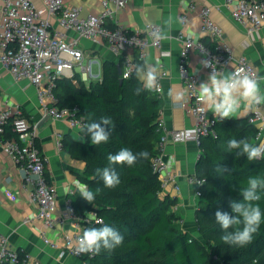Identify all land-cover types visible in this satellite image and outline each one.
Instances as JSON below:
<instances>
[{
	"label": "built area",
	"instance_id": "1",
	"mask_svg": "<svg viewBox=\"0 0 264 264\" xmlns=\"http://www.w3.org/2000/svg\"><path fill=\"white\" fill-rule=\"evenodd\" d=\"M128 0H102V10L95 14L83 16L82 6L71 5L66 0H43L42 7L36 0H3L0 18V65L9 71L18 81L25 80L34 85L38 101L43 113L53 120H64L71 128L81 132L87 124L85 117L80 115L77 105H60L57 95V81L70 78L77 82L76 76L89 84L93 79L100 78L103 63L95 57L87 55L80 47V39H88L96 45L106 46L113 54L122 57L121 76L125 73L130 77L135 66L147 57V49H161L163 41L153 43L151 32L160 27L158 23H147L145 28L127 29L114 24L118 11L126 6ZM231 7L232 16L238 22L248 27L249 31H258L264 25V0H225ZM196 5L191 4L190 9ZM201 20V37L187 34L181 30L177 39L181 42L179 72L184 82V102L182 106L194 119L191 128H168L161 117L157 132L160 138L156 144V153L151 158L153 170L158 174L161 187L180 189L178 175L166 159V148L171 143H181L190 140L200 142L203 136H216L217 117L200 109L206 105L197 99V89L200 77L189 68L188 58L193 50H198L204 59L213 60V65L222 73L232 66V71L244 69L249 73L259 71L247 57H236L234 47L224 38L223 28L212 18L211 7L204 5L199 12ZM56 19L62 28L53 25ZM183 23L188 20V14L182 15ZM66 30V31H65ZM73 31L77 36H69L67 31ZM204 37L211 38V44ZM161 56L168 51L161 50ZM97 65V71L94 66ZM78 67V70H75ZM211 73V68H206ZM167 71H158L159 88L153 92L163 95L162 79ZM23 110L19 104L9 102L0 86V145L13 161L23 171V186L30 193L31 201L37 206L35 218L41 220L45 229L65 225L73 220L76 225L85 219L82 211H78L71 196L66 198L64 209L59 208L58 192L49 176L47 157L36 141V125L22 116ZM248 121L258 127V144L264 143V114L256 110L248 117ZM11 127L14 136L6 134V128ZM57 144L64 148L63 135L57 134ZM188 181L196 187L198 197L202 195L201 186L205 178L197 173L190 174ZM177 207L173 208L177 211ZM97 219H104L97 216ZM30 219H26L28 221ZM181 221V219H180ZM46 230L41 234L46 243L53 248H59L56 241L49 239ZM83 231L69 232L64 237L61 255L72 254L80 258L83 264L96 254H75L77 242ZM43 264L31 254L21 252L10 244L7 235H0V264Z\"/></svg>",
	"mask_w": 264,
	"mask_h": 264
},
{
	"label": "trees",
	"instance_id": "2",
	"mask_svg": "<svg viewBox=\"0 0 264 264\" xmlns=\"http://www.w3.org/2000/svg\"><path fill=\"white\" fill-rule=\"evenodd\" d=\"M122 60L120 57L119 64ZM102 76V80H92L89 84L78 76L77 82L64 77L57 81L56 89L60 105L79 106L86 123L99 121L102 117L112 121L113 131L107 143L94 146L87 136L83 141L68 135L63 137L66 150L86 155L87 166L81 180L93 191L101 189L94 201L103 223L124 237L121 245L112 251L102 250L88 260V264H211L212 257L225 264H247L262 250L264 224L249 245L230 246L221 239L224 231L216 223L215 213L220 210L231 214L230 201H243L239 186H244L249 176L264 174V160L249 161L246 156L236 158L224 147L231 138L258 144V127L251 124L248 117H231L223 121L217 118V135L201 137L196 173L205 178V183L200 187L202 195L195 213L199 237L182 227L180 215L172 208L175 199L162 195L161 181L151 165L160 138L156 130L163 97L153 91L135 94V89L142 87L135 71L121 80L119 65L111 59H105ZM22 116L26 117L24 111ZM6 134L15 135L11 127L6 128ZM121 148H128L133 153L146 151L149 157L138 160L131 167L115 166L120 183L114 188H105L95 170L108 166L107 156ZM216 164L232 171L217 173ZM74 203L81 211L75 200ZM259 203L264 210V197Z\"/></svg>",
	"mask_w": 264,
	"mask_h": 264
},
{
	"label": "crops",
	"instance_id": "3",
	"mask_svg": "<svg viewBox=\"0 0 264 264\" xmlns=\"http://www.w3.org/2000/svg\"><path fill=\"white\" fill-rule=\"evenodd\" d=\"M2 1L0 0V18ZM66 1L71 5L82 6L83 16L102 10V0ZM36 4L42 7L43 0H36ZM187 4L188 6L184 7L181 0H128L126 6L118 11L115 22V25L123 28L143 29L147 23H158L163 26L169 16L182 19L184 13L188 14L186 23L173 24L172 39L163 41L161 49L156 47L147 49L146 59L149 63L157 64L159 71L165 69L168 73L162 79L164 103L161 108V117L166 126L171 129H188L194 125L192 115L185 106H182L184 98L177 104L169 96V92L171 91L173 95L182 92L185 96L184 82L179 72L181 42L176 37L181 30L189 35L201 37L199 12L204 5L211 7L212 18L223 28L224 38L234 47L235 56L247 57L256 66L259 75L264 76V25L258 31L250 32L247 26L233 18L231 7L225 4V0H187ZM191 4H195L196 8L190 9ZM53 25L62 28L56 19H53ZM67 34L72 37L77 36L70 30ZM204 38L211 40L209 37ZM79 45L87 55L97 58L103 64L105 59H111L118 65L120 63V57L113 54L106 46L96 45L84 38L80 39ZM161 50L168 51V54L161 56ZM203 59V53L198 50H193L188 58L189 68L198 74L200 83L207 81L210 75L201 64ZM226 71L231 72L232 66L227 67L224 72ZM0 86L6 100L19 104L29 122L36 125V141L47 157L48 173L58 192L59 208L64 209L66 198L71 196L85 217L77 223L78 225L71 220L65 225L49 227L46 230L44 223L35 218L37 206L31 201L29 191L23 186V171L0 145V235H7L13 247L31 254L43 264H83L80 258L72 254L61 255V249L67 233L76 230L84 231L95 225L86 221L85 213L99 215L95 208V201L93 204L88 203L79 196L75 188L77 180L85 183L81 180V175L86 169L87 158L85 154L69 152L57 144L58 133H61L63 137L68 135L74 139H79L82 133L71 128L64 120H53L45 115L38 101L36 87L25 80H16L1 65ZM261 88L264 89V84H261ZM241 105L240 110L232 117L247 118L256 110L264 114V105L253 109H249L243 101ZM209 113L214 116L211 111ZM200 153V144L195 140L171 143L166 148V159L178 175L180 189L176 190L168 186L162 188V195L175 199L172 208H178L177 213L180 215L182 227L191 231L196 222L195 213L199 197L196 194L195 185L188 181V176L196 173ZM65 188H69L72 194L65 195ZM26 219L30 220L26 221ZM42 229L46 230L49 239L59 244V248H53L45 242L41 234Z\"/></svg>",
	"mask_w": 264,
	"mask_h": 264
},
{
	"label": "clouds",
	"instance_id": "4",
	"mask_svg": "<svg viewBox=\"0 0 264 264\" xmlns=\"http://www.w3.org/2000/svg\"><path fill=\"white\" fill-rule=\"evenodd\" d=\"M184 7H187V0H181ZM183 23L179 17H168L163 26L157 27L151 32L153 43L172 39L173 24ZM201 64L212 71L207 81L200 83L197 89L196 99L206 105L200 109L206 113L211 111L218 120L223 121L231 118L241 108V102L249 108L264 105V76L256 73H249L241 69L234 72H221L213 65V60L203 59ZM135 75L142 87L135 89V94L139 95L142 91H154L159 88L158 65L149 63L147 59L143 63L135 66ZM129 73H125L128 78ZM169 96L175 103H180L184 96L182 92L175 95L170 91ZM113 131L112 121L109 117H102L99 121L87 123L82 126L83 135L78 139L90 137L91 144L94 146L107 143ZM226 151L234 153L236 158L246 156L249 161L264 160V143L252 144L245 139L231 138L224 144ZM148 152L133 153L128 148H121L115 154L107 156L108 166L97 168L95 175L102 180L105 188H114L120 183V177L115 170L117 165H135L138 160L147 159ZM217 173L231 172L232 169L216 164ZM75 188L79 196L90 204L96 199V195L101 191L97 188L91 190L87 184L80 181L75 182ZM65 195H71L69 188L64 189ZM242 202L230 201L231 214L217 210L215 221L224 231L221 239L230 246L245 247L253 241L254 234L258 233L264 224V210L260 206V201L264 197V174L252 175L246 179L244 186H239ZM86 221L90 224L101 225L100 227L86 228L77 242L75 254H100L102 250L112 251L123 243V235L113 227L104 224L97 219L95 213H85ZM231 229V231H229Z\"/></svg>",
	"mask_w": 264,
	"mask_h": 264
},
{
	"label": "rangeland",
	"instance_id": "5",
	"mask_svg": "<svg viewBox=\"0 0 264 264\" xmlns=\"http://www.w3.org/2000/svg\"><path fill=\"white\" fill-rule=\"evenodd\" d=\"M94 69L95 71H97V65L94 66ZM75 70L77 71L78 70V67H75ZM103 76H100V78H98L99 80H102ZM195 234H197L199 237L200 234L198 233V229H197V225L195 223V226L193 228V230ZM264 260V245H262V250L260 252H258L257 254L254 255V258H252L251 260H249L248 263H251V264H264L263 262ZM211 264H225L222 260L216 258V257H212L211 258V261H210Z\"/></svg>",
	"mask_w": 264,
	"mask_h": 264
},
{
	"label": "water",
	"instance_id": "6",
	"mask_svg": "<svg viewBox=\"0 0 264 264\" xmlns=\"http://www.w3.org/2000/svg\"><path fill=\"white\" fill-rule=\"evenodd\" d=\"M119 73L121 74L122 73V70H121V67H120V65H119ZM123 78H121V80H122ZM49 117V116H48Z\"/></svg>",
	"mask_w": 264,
	"mask_h": 264
}]
</instances>
